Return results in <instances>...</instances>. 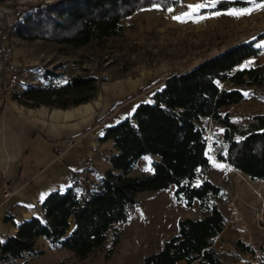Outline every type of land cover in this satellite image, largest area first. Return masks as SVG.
<instances>
[{
  "label": "trees",
  "instance_id": "1",
  "mask_svg": "<svg viewBox=\"0 0 264 264\" xmlns=\"http://www.w3.org/2000/svg\"><path fill=\"white\" fill-rule=\"evenodd\" d=\"M180 1L57 0L30 11L18 22L17 35L69 50L90 44L104 46L107 40L123 34L122 19L150 7L176 9ZM247 5L244 0H219L203 11ZM259 50L254 42H240L172 74L151 102L140 103L130 117L106 128L102 141H110L113 148L110 167L99 182L48 194L40 204L43 221H23L15 235L0 241V263L42 255L36 248L39 237L73 252L78 259L98 250H106L109 258L119 241L117 225L127 221L129 209L137 205L136 195L173 187L174 200L186 207L197 202L202 216L180 219L177 234L139 264H223L225 254L214 247V241L226 224L218 207L225 193L208 178L210 150L216 160L225 162L248 182L264 180V114L235 122L222 112L243 102L247 88L264 91V67L242 65ZM97 84L94 75L74 76L61 85H26L12 98L27 107L67 108L91 100ZM208 122L222 126L218 141L207 137ZM147 155L158 158L151 163L152 172L130 176L135 163ZM232 245L234 261L242 254L254 253L240 240ZM251 264H264V260L257 258Z\"/></svg>",
  "mask_w": 264,
  "mask_h": 264
},
{
  "label": "crops",
  "instance_id": "2",
  "mask_svg": "<svg viewBox=\"0 0 264 264\" xmlns=\"http://www.w3.org/2000/svg\"><path fill=\"white\" fill-rule=\"evenodd\" d=\"M217 1L219 0H215ZM244 1L248 2L245 7L216 12L203 11L214 4L213 0H181L177 8H180L181 4L186 6L184 8L187 11L183 16H186V13L196 18L205 16L211 25L223 29L228 34L226 36L230 38V45L254 42L260 49L259 53L246 59L242 65L245 68L264 67V28H261L264 22V0ZM197 4L203 7L198 10L190 7ZM169 77L150 87L152 76L148 74L98 82L95 96L88 102L67 108H57L46 105L27 107L17 103L12 96L22 91L26 85L22 82L20 91L14 92L8 87V75H1L0 241L4 242L9 236L15 235L19 224L23 221L32 218L43 221L41 202L52 192L62 193L72 187L70 177L79 169V158H89L94 164V169L88 176L89 179L93 173H101L100 169H107L111 142L102 141L105 129L130 117L140 103L151 102L153 94L163 87ZM213 128L220 130L222 127L214 125ZM68 143L71 145L69 146ZM212 155L210 150L208 178L213 184L220 186L225 193L218 207L226 220L225 227L214 241V247L225 254L223 264H251L257 258L264 260V240L259 241L257 234H254L252 218L249 227L245 228L238 224L232 211L238 200H241L242 206L247 208L248 212L250 209L251 213L261 201L264 202V180L250 183L243 175L225 162L216 160ZM153 160L157 161L158 158L154 157ZM129 175L137 176L133 174V169ZM99 180L100 178L91 182L94 185ZM254 184H259L258 192L252 188ZM160 192H151L150 196L159 197ZM4 193L8 195L4 196ZM252 196H257L259 199L256 206L251 204ZM136 201L140 204L138 194ZM174 206V213L165 218L169 224L165 232L146 233L145 224L142 221H134L130 224L131 229L125 238H123V232L119 231V241L113 254L122 247L124 249L123 244L126 251L132 253L136 247L137 237H141V242L143 244L147 242L150 249L135 259L134 263L137 264L141 260L140 257L164 248L167 240L177 234L180 219H199L202 216L197 202L191 207L184 206L185 209ZM131 209L126 222L130 220ZM163 209L164 204L161 202L157 208L153 209L154 211L149 210L148 214L155 215V220H158L154 226H161ZM70 225L72 228V223ZM162 228L165 226L163 225ZM238 240L254 250L249 259L243 254L239 261L230 258L233 248L231 244ZM177 264L186 263L179 261Z\"/></svg>",
  "mask_w": 264,
  "mask_h": 264
},
{
  "label": "rangeland",
  "instance_id": "3",
  "mask_svg": "<svg viewBox=\"0 0 264 264\" xmlns=\"http://www.w3.org/2000/svg\"><path fill=\"white\" fill-rule=\"evenodd\" d=\"M55 1L57 0H4L0 3V45L12 47L13 55L8 63L30 71L33 79L37 81L36 86L44 85L46 82L61 85L69 78L88 74L97 77V82L148 74L152 76L150 87L167 76L183 72L204 58L231 46L230 38L226 36L228 34L223 29L211 25L205 16L199 18L183 16L187 11L184 4L175 10L150 7L134 12L120 22L124 27L123 34L107 40L104 46L90 44L69 50L55 43L27 40L17 35L18 22L22 21L30 11L38 5ZM261 28H264V22ZM4 64L0 62V76L7 74L9 78ZM245 96L243 102L225 108L222 112H227L230 119L235 122H246L252 115L264 114V91L256 87L247 88ZM214 125L217 124L208 122L205 125L206 135L210 140L218 141L222 128L217 130L213 128ZM153 158L149 155L143 156L134 165L133 174L140 175L148 172L150 174ZM107 161V169H100L101 173H93L90 179L87 177L88 185H93L91 181L101 178L102 174L109 169V160ZM252 188L257 192L260 190L259 184L252 185ZM159 195L161 196L152 198L149 192L138 194L140 204L137 202V207H132L130 210L129 222L117 225V231L123 232V238L129 233L130 224L134 221H142L145 224L146 233L165 232L169 225L165 218L174 213V205L185 209L182 204L174 200L173 188L161 191ZM252 200L251 204L256 206L258 197L252 196ZM161 202L164 204L161 215L163 220L161 226H154L158 220L156 221L155 215L151 213L149 215L148 212L154 211L153 209L157 208ZM243 210L248 212V209L242 206V201L238 200L232 209L238 224L248 228L252 218L254 234H257L259 241L264 240L257 233L252 217L253 211L251 213L249 209L250 212L245 214ZM163 225L165 228H162ZM141 240V237H137L136 247L132 253H128L125 244L122 243L124 249L123 247L118 249L117 253H112V257H106V250H98L84 259H78L73 252L52 244L45 237H39L36 239V248L43 252L42 255L15 259L10 264H135V259L150 249L147 242L143 244ZM231 246L233 247L232 244ZM246 257L250 258L248 255ZM143 258L140 257L141 260L139 259L138 262L140 263ZM230 258H233L232 253Z\"/></svg>",
  "mask_w": 264,
  "mask_h": 264
},
{
  "label": "built area",
  "instance_id": "4",
  "mask_svg": "<svg viewBox=\"0 0 264 264\" xmlns=\"http://www.w3.org/2000/svg\"><path fill=\"white\" fill-rule=\"evenodd\" d=\"M13 55V49L10 45H0V62H4L5 71L9 74L8 87L14 91H20L19 87L24 82L25 85H37V81L33 79V75L26 69H20L13 64L8 63ZM102 122H100L101 124ZM70 146L71 143H68ZM79 169L70 177L72 185L85 186L87 185V177L92 173L94 164L91 159L81 157L78 160ZM8 193H4L7 196ZM254 225L257 233L264 238V202H261L259 207L253 211Z\"/></svg>",
  "mask_w": 264,
  "mask_h": 264
},
{
  "label": "snow or ice",
  "instance_id": "5",
  "mask_svg": "<svg viewBox=\"0 0 264 264\" xmlns=\"http://www.w3.org/2000/svg\"><path fill=\"white\" fill-rule=\"evenodd\" d=\"M213 3H215V0H213ZM190 7H192L193 10H198L199 8L203 7V5L197 4V5H193ZM185 15H188V13H186ZM177 19H179V18H177Z\"/></svg>",
  "mask_w": 264,
  "mask_h": 264
}]
</instances>
